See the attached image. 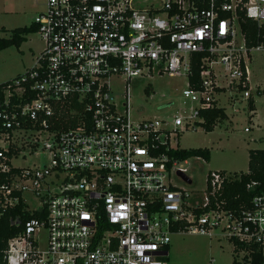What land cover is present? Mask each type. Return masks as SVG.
Masks as SVG:
<instances>
[{
  "label": "built area",
  "instance_id": "2783aa9c",
  "mask_svg": "<svg viewBox=\"0 0 264 264\" xmlns=\"http://www.w3.org/2000/svg\"><path fill=\"white\" fill-rule=\"evenodd\" d=\"M34 1L43 49L29 71L0 86V216L22 201L42 218L7 241L5 264H168L172 235L214 228L244 246L237 263L257 252L264 264L258 183L246 184L247 203L227 211L214 199L240 174L210 172L196 199L173 183L192 181L177 175H186V161L170 155L181 133L204 123L202 112L221 108L219 97L251 117L248 101L264 90L251 84L252 55L264 53V0ZM249 21L251 44L242 28ZM154 75L186 78L182 115L134 121L132 82ZM27 153L48 163L13 165Z\"/></svg>",
  "mask_w": 264,
  "mask_h": 264
},
{
  "label": "rangeland",
  "instance_id": "374dc122",
  "mask_svg": "<svg viewBox=\"0 0 264 264\" xmlns=\"http://www.w3.org/2000/svg\"><path fill=\"white\" fill-rule=\"evenodd\" d=\"M40 10L41 7L36 6L34 0H0L1 37L7 39L12 30L32 25L34 17ZM42 49L43 42L39 35L32 32L25 36L19 47L10 46L0 50V83L23 76L35 65ZM251 72V84L260 85L264 89V53L252 55ZM185 88L184 77L154 75L134 80L129 97L132 119L134 121L145 118L170 119L176 113H181L186 104L182 97ZM117 90L120 96L122 86H118ZM227 99L228 97H219V105L225 108L228 119L218 121L212 132L206 133L204 128L197 124L178 137L177 146L180 149L206 148L209 151L208 161L203 158H191L180 164L192 181L190 186H184L178 179H173L175 185L185 187L196 199L202 197L206 177L210 172L246 173L248 151L264 149V90L254 97L256 112L254 120L258 126L249 121L245 111L233 113L232 101ZM115 101L122 111V97H115ZM235 106L242 108L243 104ZM47 163L46 155L27 153L24 159H16L13 165L35 168ZM25 199L29 203V208L36 204L28 194H25ZM224 235L226 233L221 232L219 228H214L205 235L186 232L172 235L168 248V264H210V261L214 264H234V260L237 264L233 246ZM38 242L44 249L45 231L38 234Z\"/></svg>",
  "mask_w": 264,
  "mask_h": 264
},
{
  "label": "trees",
  "instance_id": "16d2710c",
  "mask_svg": "<svg viewBox=\"0 0 264 264\" xmlns=\"http://www.w3.org/2000/svg\"><path fill=\"white\" fill-rule=\"evenodd\" d=\"M243 31L245 32V37L249 44L254 35V28L252 22H247L242 26ZM36 32V29L30 25L29 27L17 28L11 31L9 38L5 39L0 35V50H4L10 46L19 47L21 43L25 40V36L29 33ZM1 33V30H0ZM198 65L193 66L194 75L191 78V81L197 82L198 80ZM9 81L0 83V86L7 85ZM249 111L254 110V101L250 99L248 101ZM204 118V123L201 125L205 132H212L216 123L218 121L224 120L226 118L224 109L215 107L211 110L204 111L201 113ZM250 118V117H249ZM71 125H74L73 121H70ZM173 158L177 159L180 162L187 161L191 158H203L204 160H209V151L206 148H196V149H176L173 150L170 154ZM223 172V171H222ZM238 173H234V177H237ZM249 182L258 183L261 190L264 191V149L259 150H249L248 151V170L246 173H240L239 179L235 178L232 181L224 184V187L221 192L215 197V201L223 202V209L227 211L237 210V206L241 203H247L250 199L249 193L246 191L245 186ZM214 200H211V205H214ZM26 205L21 201L16 207L5 212L0 216V264H5L4 256L5 250L7 247V241L10 238L16 236L21 230L22 226L26 220L30 218H42L35 212L33 215H30L25 211ZM18 219L19 225L11 224L12 220ZM231 242V241H230ZM233 251L237 252L238 248H243L241 244H237V241L233 243ZM262 257L259 253L252 255V260L250 264H262ZM236 264V260L233 262ZM238 264V263H237Z\"/></svg>",
  "mask_w": 264,
  "mask_h": 264
},
{
  "label": "crops",
  "instance_id": "0c3cea01",
  "mask_svg": "<svg viewBox=\"0 0 264 264\" xmlns=\"http://www.w3.org/2000/svg\"><path fill=\"white\" fill-rule=\"evenodd\" d=\"M261 94V93H260ZM259 95V94H258ZM253 101H254V97H252ZM221 107V106H220ZM222 109H224V112H225V108L221 107ZM225 115H226V118L225 119H228V115L226 114L225 112ZM256 115V112H255V104H254V110L252 111V115H251V121H253V123L258 126V123L255 122L254 120V116ZM248 119H249V116H248ZM253 119V120H252Z\"/></svg>",
  "mask_w": 264,
  "mask_h": 264
},
{
  "label": "water",
  "instance_id": "95a60500",
  "mask_svg": "<svg viewBox=\"0 0 264 264\" xmlns=\"http://www.w3.org/2000/svg\"><path fill=\"white\" fill-rule=\"evenodd\" d=\"M177 175L187 184H191V179L188 178L185 174L181 173V172H177Z\"/></svg>",
  "mask_w": 264,
  "mask_h": 264
}]
</instances>
